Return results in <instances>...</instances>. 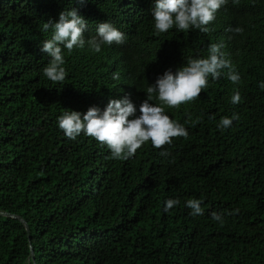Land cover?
<instances>
[{"label":"trees","instance_id":"trees-1","mask_svg":"<svg viewBox=\"0 0 264 264\" xmlns=\"http://www.w3.org/2000/svg\"><path fill=\"white\" fill-rule=\"evenodd\" d=\"M155 0H0V264H264V0H228L207 27L155 34ZM75 8L85 40L109 22L125 43L64 50L66 78L43 75V24ZM243 29L237 33L236 28ZM211 44L240 76L208 78L165 113L187 138L145 143L127 160L58 127L65 111L137 107L166 71L207 58ZM118 73L119 79H113ZM240 93L239 104L231 97ZM150 103L159 105L154 98ZM236 118H233V117ZM233 118L228 128L222 118ZM169 153L162 156L161 152ZM179 204L167 212L165 201ZM201 201L191 216L186 201ZM212 213L223 222L212 219Z\"/></svg>","mask_w":264,"mask_h":264},{"label":"clouds","instance_id":"clouds-1","mask_svg":"<svg viewBox=\"0 0 264 264\" xmlns=\"http://www.w3.org/2000/svg\"><path fill=\"white\" fill-rule=\"evenodd\" d=\"M227 2L228 0H155L152 11L155 34L166 33L174 26L181 32L198 29L201 33H208L207 26ZM86 24L75 8L61 12L57 22L43 24V31L52 29L51 39L45 40L40 49L50 57L43 68V75L48 80L54 83L65 80L64 50L71 54L74 48L82 49L87 44L93 53H100L105 45L125 43L124 33L109 22L99 23L95 35L85 40L83 32ZM234 31L240 33L243 29L238 27ZM222 47V44H211L207 58L189 59L175 74L166 71L158 77L155 84L147 87V98L139 105L138 116L137 107L125 97L109 100L102 111L97 107H90L84 114L65 111L58 117V127L69 140H75L81 133L94 138L101 146H106L111 157L117 160L129 159L149 141L152 147L160 149L171 144L173 138H187L185 127L170 119L165 113V107L179 108L182 104L194 101L207 87L209 76L213 80L219 79L225 69L228 70L227 78L234 84L239 83L240 76L231 62L224 58V53L220 51ZM113 79H119V74L114 73ZM260 87L264 88V83ZM154 94L159 105L150 103ZM240 99L237 91L231 97V102L239 104ZM233 118H222L218 127H230ZM161 155L167 156L169 153L163 151ZM185 203L191 209V216L203 215L201 201L190 199ZM178 204V200L168 199L165 201L164 211L167 212ZM212 219L223 222L222 217L216 213H212Z\"/></svg>","mask_w":264,"mask_h":264},{"label":"water","instance_id":"water-1","mask_svg":"<svg viewBox=\"0 0 264 264\" xmlns=\"http://www.w3.org/2000/svg\"><path fill=\"white\" fill-rule=\"evenodd\" d=\"M0 214L3 215V216L12 217V218H14L16 220L18 219L22 223V225H23V227H24V229L26 231V234H27V225H26L25 221L22 218H19L18 216L13 215V214H9L7 212H0ZM29 258H30L31 264H35L34 261H33V253H32V249H31L30 246H29Z\"/></svg>","mask_w":264,"mask_h":264}]
</instances>
